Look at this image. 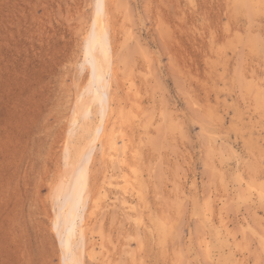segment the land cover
<instances>
[{
	"label": "rangeland",
	"instance_id": "rangeland-1",
	"mask_svg": "<svg viewBox=\"0 0 264 264\" xmlns=\"http://www.w3.org/2000/svg\"><path fill=\"white\" fill-rule=\"evenodd\" d=\"M109 3L111 123L131 151L117 167L96 147L81 193L104 192L88 221L108 251L85 264H264V0ZM101 10L0 0V264H62L73 221L54 218L90 137L78 102L97 117L84 36Z\"/></svg>",
	"mask_w": 264,
	"mask_h": 264
},
{
	"label": "bare ground",
	"instance_id": "bare-ground-1",
	"mask_svg": "<svg viewBox=\"0 0 264 264\" xmlns=\"http://www.w3.org/2000/svg\"><path fill=\"white\" fill-rule=\"evenodd\" d=\"M96 1H98L99 5L102 7V10L99 12L98 15H95L94 19L91 18V21L93 20L92 24H90L91 27L88 30L87 34L85 33L86 36H84L85 37L84 38V40H85V43H84L85 51H84V53L86 52L87 57H88V54L91 55L90 67H88V68H90V71L94 75H96V78L98 80L97 84L94 83L95 86L94 87L92 86V87L94 88V95H95L96 99L98 98L100 102L96 106V112H94V114L97 115V117L95 115L96 118H94L95 119L94 123L92 122V117L90 116L92 109H93V107H92L93 105L90 104V100H84V101H82L83 103L81 102L80 104L78 102V106L76 107V110H75L74 124H77L78 126L83 128L84 130H86L89 133L90 137L88 136L89 139H87L85 141L83 147L81 148V152L77 158L78 161H77L76 167L74 166L75 169L72 170L73 175L72 174L69 175L68 178L66 179L65 183L63 184L62 195H63L64 199L61 202L62 205L60 206L59 211H62L63 210L62 208H65V211L61 212V213L58 211L55 215V218H54V225L56 226V228L63 226V224L69 220L73 221V225L71 227H65V230L63 232L59 231V234H58L59 235V242H60V245L62 247L61 248V250H62V264H85L84 260H85L86 256L90 259L99 258V259L103 260V257L107 254L108 249H107V251L104 250L106 247L104 246V243L102 241H100L99 244L90 241V235L93 233V230L90 228V222L88 221L90 218L89 214H90V212L94 213L93 211L97 207L100 206L99 201L102 200L101 195H104L103 190L98 191L97 197H95L94 194L92 195V189H91V183H90L91 182L90 165L93 164L91 162L93 160L94 154L96 153L95 150H96L97 146L99 148V151H97V152L100 153L99 156H101L100 157L101 161L103 163H106L109 159L113 158L112 157L113 155H115L117 157V158L115 157L116 158L115 162H116L117 167L119 164H125L124 162H125L126 151L127 152H128V150L131 151V149L128 148V146H127L126 137L125 136L119 137L118 135L116 136V129H115L116 126L114 128L112 123H111V103H110L111 97H112L111 96V88L113 85L112 81L114 79L115 72H114V65H113L112 35L110 33L111 32V30H110L111 25L109 22L110 17H109V10H108L109 9L108 7L110 5V3H109L110 0H96ZM255 3H256V1H255ZM108 33H110V34H108ZM91 72H90V74H91ZM90 74H89V77H90ZM255 82H256V80H255ZM252 83H250V84H252ZM85 98L87 99V97H85ZM89 98H91V97H89ZM259 105H260V102H259ZM261 106H262V104H261ZM118 133H120V132H118ZM118 139L121 141V144H122L121 148L118 147V143H117ZM130 171L133 174V176H131V177L134 180H138L140 175L137 174L133 170H130ZM104 178L106 179V176H104ZM87 181H90L88 183L89 187H87V189L85 190V193L82 194L81 193L82 186H84ZM122 181H124V183H126L127 187L129 186L128 184H131L128 177L124 176ZM257 190H255V191L257 192ZM263 194H264V188L262 187V189L260 190V195H263ZM106 198H107V196H106ZM91 202H92V204L90 205ZM127 202L128 201H124L122 204H124L125 207H127L126 206L128 204ZM259 202H260V200H259ZM128 205H130V204H128ZM261 206H262V204H261ZM128 210H129V208H128ZM138 213H139V211H138ZM138 217H140L139 214H138ZM77 221H78V223H77ZM90 221H91V219H90ZM140 221L142 222V220H140L139 218H135V222L137 225L140 224ZM209 221H211V220H209ZM213 221H215V219ZM153 225L157 228V232H158L159 228H161V224L156 223V221L153 220ZM164 227H165V224L163 222V228ZM208 229H209V227H208ZM219 230H221V229H219ZM160 231H163V230H160ZM206 233H207V231H206ZM164 237H165V235H164ZM164 237H162V238H164ZM207 237H208V235H207ZM211 237H213V236H211ZM262 243H264V242H262ZM138 246H140L139 243H138ZM212 247L214 248V243H213V246H211V248ZM216 248H217V246L215 247V249ZM218 248H219V246H218ZM213 253H215V251ZM208 255H209V253H208ZM219 255H221V254H219ZM223 256H221L222 261L219 259L220 260L219 264H228V261H227L228 258H225ZM216 257H217V255H216ZM223 261H225V262H223ZM226 261H227V263H226Z\"/></svg>",
	"mask_w": 264,
	"mask_h": 264
}]
</instances>
